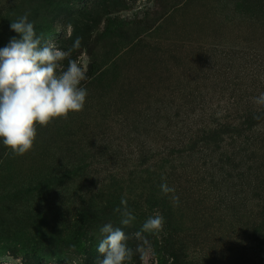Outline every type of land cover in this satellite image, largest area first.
<instances>
[{
    "label": "rangeland",
    "instance_id": "374dc122",
    "mask_svg": "<svg viewBox=\"0 0 264 264\" xmlns=\"http://www.w3.org/2000/svg\"><path fill=\"white\" fill-rule=\"evenodd\" d=\"M25 14L88 95L28 153L0 141V264H97L108 223L130 264H264V0H0V49Z\"/></svg>",
    "mask_w": 264,
    "mask_h": 264
},
{
    "label": "clouds",
    "instance_id": "9594fccd",
    "mask_svg": "<svg viewBox=\"0 0 264 264\" xmlns=\"http://www.w3.org/2000/svg\"><path fill=\"white\" fill-rule=\"evenodd\" d=\"M10 28L20 38L12 37L0 49V141L13 154L22 156L34 147L37 125L47 126L56 119H67L70 112L83 110L88 93L81 83L87 76L76 60L70 59L67 69L63 68L61 62L72 49L62 51L53 38L37 36L28 14L12 21ZM78 46L79 40L73 48ZM255 99L257 103H264V93ZM160 188L164 194L175 191L167 183H162ZM175 200L178 202L179 198ZM121 205L114 211L120 214L121 224L129 226L136 217L126 199H121ZM163 223L161 215L150 216L141 231L159 232ZM100 231L103 238L97 251L104 259L97 264H130L134 250L122 228L108 223Z\"/></svg>",
    "mask_w": 264,
    "mask_h": 264
}]
</instances>
